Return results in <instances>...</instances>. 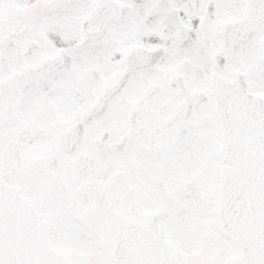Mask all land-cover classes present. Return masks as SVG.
<instances>
[{"label":"snow or ice","instance_id":"1","mask_svg":"<svg viewBox=\"0 0 264 264\" xmlns=\"http://www.w3.org/2000/svg\"><path fill=\"white\" fill-rule=\"evenodd\" d=\"M0 264H264V0H0Z\"/></svg>","mask_w":264,"mask_h":264}]
</instances>
